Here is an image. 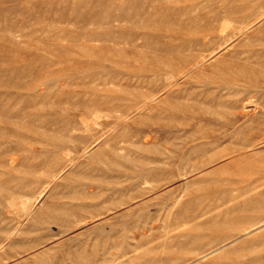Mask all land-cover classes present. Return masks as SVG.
<instances>
[{
    "label": "rangeland",
    "instance_id": "rangeland-1",
    "mask_svg": "<svg viewBox=\"0 0 264 264\" xmlns=\"http://www.w3.org/2000/svg\"><path fill=\"white\" fill-rule=\"evenodd\" d=\"M0 264H264V0H0Z\"/></svg>",
    "mask_w": 264,
    "mask_h": 264
},
{
    "label": "bare ground",
    "instance_id": "bare-ground-1",
    "mask_svg": "<svg viewBox=\"0 0 264 264\" xmlns=\"http://www.w3.org/2000/svg\"><path fill=\"white\" fill-rule=\"evenodd\" d=\"M216 55V54H215Z\"/></svg>",
    "mask_w": 264,
    "mask_h": 264
}]
</instances>
